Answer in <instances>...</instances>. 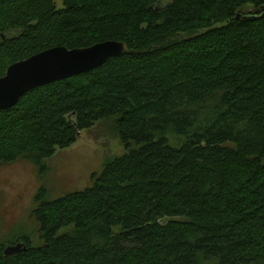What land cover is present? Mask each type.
<instances>
[{"label":"trees","instance_id":"1","mask_svg":"<svg viewBox=\"0 0 264 264\" xmlns=\"http://www.w3.org/2000/svg\"><path fill=\"white\" fill-rule=\"evenodd\" d=\"M60 1L0 0V77L57 46L128 52L0 110V166L115 117L125 153L41 188L37 243H0V264H264V16L236 19L264 0Z\"/></svg>","mask_w":264,"mask_h":264},{"label":"rangeland","instance_id":"2","mask_svg":"<svg viewBox=\"0 0 264 264\" xmlns=\"http://www.w3.org/2000/svg\"><path fill=\"white\" fill-rule=\"evenodd\" d=\"M58 6L60 0H56ZM116 117L83 130L75 143L40 163L20 158L0 166V243L29 237L38 241V226L32 216L35 196L45 189L47 199L87 187L93 173L125 153L116 129ZM22 243V242H20ZM9 245V244H8Z\"/></svg>","mask_w":264,"mask_h":264},{"label":"water","instance_id":"3","mask_svg":"<svg viewBox=\"0 0 264 264\" xmlns=\"http://www.w3.org/2000/svg\"><path fill=\"white\" fill-rule=\"evenodd\" d=\"M261 16H264V6L257 10L238 12L236 19ZM127 52L124 42L106 40L71 49L57 46L12 63L0 77V110L14 107L25 93L34 88L85 74L101 66L107 59ZM24 250L23 244L18 243L8 246L4 253L10 256Z\"/></svg>","mask_w":264,"mask_h":264}]
</instances>
